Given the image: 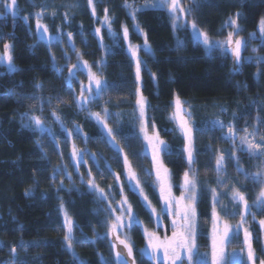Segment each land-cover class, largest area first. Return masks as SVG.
<instances>
[{
  "label": "trees",
  "instance_id": "trees-1",
  "mask_svg": "<svg viewBox=\"0 0 264 264\" xmlns=\"http://www.w3.org/2000/svg\"><path fill=\"white\" fill-rule=\"evenodd\" d=\"M149 1L16 0L15 17L0 5V57L5 54V44L9 45L16 69L9 73L7 65H0V264H118L113 236L108 233L119 212L110 215L109 206L117 208L121 187L140 221L121 232L133 244V264H157L141 254L148 240L142 225L147 232L171 237L172 217L165 216L157 224L144 198L129 188L123 163L127 157L145 195L160 213L164 205L151 154L140 132L137 89L146 100L148 134L158 132L168 146L161 160L171 177L172 194L181 196L185 172L195 179L196 257L206 253V264H212L214 189L218 226L222 229L227 223L231 229L223 264H252L247 257L245 230L255 264L264 261V204L257 207L264 189V155H252L247 143L254 136L260 142L254 144L264 146V35L259 33L264 0L182 1L189 9L191 24L195 22L212 40L227 37L232 30L228 22L237 20L239 37L245 42L238 64L231 53L208 52L192 35L190 24L174 27L167 10L142 9ZM105 9L111 32L102 23ZM133 9H138L135 19ZM38 14L48 29L44 40L37 38ZM124 27L129 33L127 40ZM96 28H100L99 34ZM253 34L257 37L252 38ZM145 38L151 55L142 50ZM178 42H183L182 46L178 47ZM130 46L141 48L138 58L146 64L141 66L139 81ZM53 58L60 73L55 71ZM78 62H87L106 85V91L85 110L77 106L74 97H79L81 83L88 86V70L77 73L71 86L67 83L68 69ZM177 97L183 111L191 115V165L184 137L171 119ZM105 110L110 114L107 117ZM90 113H99L116 134L107 138L115 149L105 138L107 129L102 133ZM31 117H38L52 136L36 131ZM216 120L225 127H213ZM228 125L234 133L231 139L224 138ZM254 151H264V147ZM221 155L224 168L218 175L217 158ZM253 176H259V181L254 182ZM89 180L107 199L101 200L99 192L90 189ZM233 190L244 194L247 213L243 204L232 200ZM65 212L73 224L71 249L64 239ZM237 249L243 251L240 263L232 254Z\"/></svg>",
  "mask_w": 264,
  "mask_h": 264
},
{
  "label": "snow or ice",
  "instance_id": "snow-or-ice-1",
  "mask_svg": "<svg viewBox=\"0 0 264 264\" xmlns=\"http://www.w3.org/2000/svg\"><path fill=\"white\" fill-rule=\"evenodd\" d=\"M89 3H92V0H89ZM0 5H3L5 12L11 11L13 17L18 14L16 0H0ZM128 8H131V5H125ZM152 7H157L160 9L167 8L169 13L173 19L174 27H178L177 21L181 19L180 16L177 15V12H184V9L180 7L179 0H157V4L152 5ZM135 11L138 9H133L131 15L132 18L135 19ZM93 15H95V10L93 9ZM238 15V14H237ZM103 24L108 25V30L111 32V21L107 15V9H105V17L102 21ZM230 26H236L237 20L230 19L228 22ZM37 38L39 40H44L45 35L48 32L46 26L40 23V16H37ZM186 26V25H185ZM139 30V25L136 26ZM192 28V35L198 40H202L203 44L206 46L209 52H213L214 50L219 49L225 55L231 52L232 57L234 58V64H238L240 61V54H241V47L242 42L240 39H233V32H229L226 40L210 42L209 36L207 33L203 32L202 30L198 29L195 22L191 24ZM42 29V31H41ZM234 31L238 35V29L234 27ZM259 31L262 35H264V19L260 22ZM96 34L100 33V28L95 29ZM128 29L127 27L123 28V37L125 40L128 39ZM255 34H253L254 36ZM69 42H71V33L68 34ZM56 39H59L57 37ZM48 43L51 44V40H48ZM183 42H178V47L182 46ZM10 46L5 44V54L3 57H0V65L4 63V60H7V70L9 73L14 72L16 69L12 64V57L9 54ZM131 55L133 58L136 59V79L137 81L140 80V72L141 66L146 64L144 61L138 58V52L141 48L138 46L133 48L130 46ZM142 50L145 52L146 55H151V48L148 46L147 39L145 38L144 45L142 46ZM255 51V49H253ZM78 59L80 58V54L76 53ZM53 66L55 68V60L53 58ZM87 69V79H88V86L86 87L83 83H81V91L79 97H74L76 100L77 106L81 108V110H85V106L88 103H92L94 100L97 99L101 95L102 92L106 91V85L102 83L100 78L91 71L90 66L87 62L77 63L73 65L71 68L68 69L69 77L67 83L71 86L73 79L76 77L77 73L83 72ZM235 71H238V67L234 68ZM57 73H60L62 70L59 68H55ZM39 87V85L37 86ZM138 98H137V107L139 110V122H140V132L143 134V139L146 142V146L151 151V161L153 164V168L155 171V181L159 189L160 199L163 202L164 207L161 209L160 213H157L156 209L151 205V202L148 200V197L145 195L143 188L140 186V182L138 177L136 176L134 170L132 169L131 165L129 164L127 157L124 158V167H125V175L129 184V188L134 191H138L139 194L144 198L145 202L148 205L150 210V215L156 217V222L159 225L162 218L165 216L172 217L171 226H172V235L168 237L165 235L163 239L156 233H150L145 230V234L148 236V248L151 249L152 258L157 260V264L160 262V257L157 255L161 250L163 252V262L164 264H193L194 257L196 253L194 250L196 249L195 243V217H196V210H195V190H196V183L194 177L190 178L189 172H185L182 178V184L180 185L181 188V196L175 197L172 194V185L170 183L171 177L168 172V169L164 167L163 162L161 160V152L167 151V144L159 138V133L156 132L153 135H149L147 131L148 124L145 118V107H146V100L142 95H139V89H137ZM175 111L171 119L177 124L178 130L180 131L181 135L184 137L185 140V147L184 151L187 153V159L189 165L194 163L192 157V127L190 125L191 115L190 113H185L183 111V105L180 101L179 97H177L174 101ZM55 115V114H54ZM110 114L107 110L104 111V116L107 117ZM56 120L60 122V117L55 116ZM90 118L96 120L98 125H101V132L104 133V129H107V132L104 133L107 142L115 149V145L112 143V140H108V137H113L116 135L113 131L108 128L107 123L104 119L101 118L99 113H90ZM32 124L35 126V130L40 132L41 134L47 133L49 136H52V132L50 129L44 127L43 122L38 117H31ZM61 128L63 131L67 132V129L64 128L62 122ZM213 127H219L223 129L225 125L219 121H213ZM26 127H31L28 125ZM153 129L155 125H152ZM228 135L224 137L225 139H231L234 136L232 125H228ZM75 132L77 135L80 133L79 126L76 127ZM68 136H71L72 133L67 132ZM55 139V137H53ZM244 142V141H242ZM248 143V150L251 151V154L254 156H261L264 155V151L256 152L255 149L259 147H264L261 145H257L251 142ZM119 151L118 149H116ZM77 157V152L75 147L73 148V158ZM231 158V154H230ZM80 160L83 159V156L79 157ZM95 159V157H93ZM224 157L223 155L217 158V168L216 172L219 175L224 168ZM237 163H239L237 159ZM79 167V164L77 165ZM240 171V169H237ZM60 169L56 170L55 174L60 173ZM91 175V173H89ZM146 175L151 176L150 173H146ZM55 178V176L53 177ZM247 178V177H246ZM115 179L119 181V175L115 176ZM254 182L259 181V176L252 177ZM89 186L91 190H95L99 192L100 199L104 200L107 199L103 190L97 188L93 180H89ZM121 200L119 201L120 207L118 209H111L110 207V215H114L116 211H119L120 215L114 216V221L109 226V233L108 235H112L115 237L116 240L119 241L124 248L127 249V254L129 256L132 255V247L128 242L127 238L120 239L119 232L124 228H131L134 224H139L140 221L138 218L133 214L131 205L128 204L126 196L123 195V188L121 187ZM213 241H212V264H223L224 261V245L225 241H229L231 237L229 236V232L231 231L229 225L227 223L223 224L222 229L219 228L217 221L219 217L216 213V204L218 200L216 199L215 190L213 189ZM187 194V195H186ZM232 200L234 202L240 203L244 205L245 213L248 211L247 201L243 193L239 190H233L232 192ZM259 203L257 207L261 204H264V189L261 190L258 197ZM61 209L63 210V204H61ZM65 216V226L67 228V234L65 235L64 239L68 244V248L71 249L72 246V232H73V224L70 218L67 215V212L64 213ZM244 217L241 216V220L243 221ZM127 221V223H125ZM261 224L264 225V221H261ZM233 235H238L237 232H234ZM245 244L248 246V260L255 264L254 261V253L251 250V245L249 243V234L245 230ZM113 247H116V244L113 243ZM12 252H15V248L12 249ZM147 254V252H145ZM122 253H117L118 257H121ZM118 264L120 262L118 261ZM122 264H130L128 260H123ZM196 264H206L205 258L201 257L196 260ZM261 264H264V261H261Z\"/></svg>",
  "mask_w": 264,
  "mask_h": 264
},
{
  "label": "rangeland",
  "instance_id": "rangeland-1",
  "mask_svg": "<svg viewBox=\"0 0 264 264\" xmlns=\"http://www.w3.org/2000/svg\"><path fill=\"white\" fill-rule=\"evenodd\" d=\"M182 1L183 0H179V5H180V7L181 8H183L184 9V12H177V15L178 16H180L181 17V19L180 20H178L177 21V24L179 25L178 27H184L185 25H188V24H190V28H191V22L189 21V18H188V14H189V9L188 8H186L185 7V4H183L182 3ZM155 4H157V0H152V1H149V2H147V3H145V4H143L142 6H143V8L142 9H160V8H157V7H152V5H155ZM164 10H167L168 12H169V10L167 9V8H163ZM170 14V13H169ZM180 24H182V25H180ZM232 27V30H230L229 32H233V39L235 40V39H240L241 41H242V39L239 37V26L238 25H236V26H231ZM234 27L236 28V29H238V35L236 34V32L234 31ZM191 31H192V28H191ZM228 32V33H229ZM259 33H260V31H259ZM260 35L261 36H263L261 33H260ZM227 36H228V34H227ZM255 37H257V35H255V36H252V38H255ZM264 37V36H263ZM262 37V38H263ZM196 39V38H195ZM210 39V38H209ZM227 39V37H225V38H223L222 40H226ZM197 40V39H196ZM216 41H221V40H212V39H210V42H216ZM200 42H202V40H200ZM243 42V41H242ZM203 43V42H202ZM244 43L242 44V47H241V51L243 50V48H244ZM206 47V46H205ZM131 51H129V53H130ZM209 52V51H208ZM229 53H231V52H229ZM131 54V53H130ZM135 59V58H134ZM136 60V59H135ZM7 60H4V63L3 64H5V65H7ZM154 133H156L155 131L152 133V134H150V136L151 135H153ZM141 135H142V138H143V134L141 133ZM159 138H160V136H159ZM161 139V138H160ZM162 140V139H161ZM249 142H251V143H257V144H260V142L253 136V138H251L250 140H249ZM145 144H146V142H145ZM147 147V146H146ZM260 148V147H259ZM259 148H257L256 150H258ZM147 150H148V152L151 154V151H150V149H148L147 148ZM162 153L163 152H161V156H162ZM120 207V205L118 204L117 205V208L116 209H118ZM116 212H119V211H116ZM119 215H120V213H119ZM125 223H127V221H125ZM195 223V222H194ZM125 229V228H124ZM124 229L123 230H121L120 232H119V238L120 239H125V238H127V240H128V242L130 243V245H131V247H132V255H131V257H135V254H134V249H133V244H132V242H131V239L129 238V236L128 235H122L121 234V232H123L124 231ZM197 225L195 224V228H194V231L196 232L197 230ZM142 230H143V232L145 231V227L142 225ZM151 233H156L157 235H159L160 237H161V239H163V236L162 235H160V234H158V232H155V231H151ZM110 237H111V235H110ZM195 237H196V233H195ZM148 238V237H147ZM212 241H213V237H212ZM115 249L114 250H116V247H114ZM245 249H246V245H245ZM197 250V249H196ZM251 250H252V248H251ZM116 252H117V250H116ZM115 252V253H116ZM145 252H147V254H145ZM252 252H253V250H252ZM242 253H243V251H241V250H239V249H237V250H235V251H233L232 252V254H233V258L235 259V261L237 262V263H240L241 261H242ZM247 252H245V254H246ZM254 253V252H253ZM141 254L142 255H147V256H150L151 258H152V255H151V249L150 248H148V240L146 241V244H145V246H144V249H143V252H141ZM157 255H159V257H160V260H161V262H163V252H162V250L157 254ZM200 255L201 256H198L197 255V257L195 256V260L193 261V264H196V260H198L199 258H201V257H203V258H206V253H200ZM116 257H117V259H118V261L122 264V261L124 260V258L121 256V257H118L117 256V253H116ZM247 257H248V254H247ZM154 259V258H153ZM155 261H156V263H157V260L156 259H154ZM251 262V261H250ZM252 263V262H251ZM224 264H228V262H226V263H224Z\"/></svg>",
  "mask_w": 264,
  "mask_h": 264
},
{
  "label": "water",
  "instance_id": "water-1",
  "mask_svg": "<svg viewBox=\"0 0 264 264\" xmlns=\"http://www.w3.org/2000/svg\"><path fill=\"white\" fill-rule=\"evenodd\" d=\"M113 243L116 244V250L118 253H122V257L125 259V260H128L130 262V264H133L134 260L131 258V256H129L127 254V249L124 248L123 245H121L118 240L115 239V237L113 236V239H112Z\"/></svg>",
  "mask_w": 264,
  "mask_h": 264
}]
</instances>
